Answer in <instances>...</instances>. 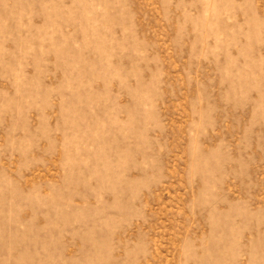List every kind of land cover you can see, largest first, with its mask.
<instances>
[{
    "label": "rangeland",
    "instance_id": "374dc122",
    "mask_svg": "<svg viewBox=\"0 0 264 264\" xmlns=\"http://www.w3.org/2000/svg\"><path fill=\"white\" fill-rule=\"evenodd\" d=\"M0 264H264V0H0Z\"/></svg>",
    "mask_w": 264,
    "mask_h": 264
}]
</instances>
